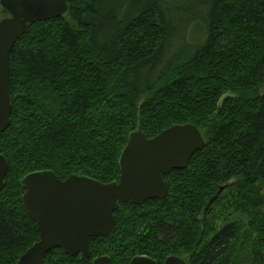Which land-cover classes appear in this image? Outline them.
<instances>
[{
  "label": "trees",
  "instance_id": "16d2710c",
  "mask_svg": "<svg viewBox=\"0 0 264 264\" xmlns=\"http://www.w3.org/2000/svg\"><path fill=\"white\" fill-rule=\"evenodd\" d=\"M179 1L70 0L65 14L29 24L17 40L13 109L0 132L9 162L0 264L17 263L40 238L23 204L26 174L119 180L131 131L151 138L187 122L206 145L165 176L166 198L120 204L89 258L55 248L44 264H93L105 254L111 264L137 254L159 264L169 255L264 264V0H183L185 10ZM8 15L0 3V19ZM189 22L202 23L198 36ZM252 210L247 227L231 219Z\"/></svg>",
  "mask_w": 264,
  "mask_h": 264
},
{
  "label": "water",
  "instance_id": "95a60500",
  "mask_svg": "<svg viewBox=\"0 0 264 264\" xmlns=\"http://www.w3.org/2000/svg\"><path fill=\"white\" fill-rule=\"evenodd\" d=\"M70 0H0L10 15L0 19V132L10 125L13 109L10 92V59L17 40L29 24L65 14ZM206 145L199 128L191 122L175 123L154 137L141 129L128 135L119 157V180L103 182L84 174L62 180L51 169L35 170L24 176L23 204L36 223L40 238L15 264H44L46 256L61 248L69 256H91V239L108 236L115 225L120 204L143 205L150 199L169 194L165 176L188 166L191 157ZM9 170L0 146V190ZM93 264H111L109 255H100ZM129 264H158L145 254ZM164 264H188L178 256Z\"/></svg>",
  "mask_w": 264,
  "mask_h": 264
},
{
  "label": "rangeland",
  "instance_id": "374dc122",
  "mask_svg": "<svg viewBox=\"0 0 264 264\" xmlns=\"http://www.w3.org/2000/svg\"><path fill=\"white\" fill-rule=\"evenodd\" d=\"M180 3H178L179 5H178V8L179 9H184L185 10V7H186V2H183V0H181V1H179ZM178 9V10H179ZM182 11V10H181ZM179 14H181V13H179ZM194 20H196V19H194ZM190 21H192L193 22V20H190ZM188 23L189 24V26H192V32H194L193 34H194V37L195 36H198L199 34H200V32H199V30L198 29H200V28H198L199 27V25H202V23H199L198 22V24L196 25V24H194V23ZM264 90V89H263ZM262 90V91H263ZM231 94H233L232 92H228V93H226L225 94V96L224 97H226V96H228V95H231ZM230 211H232V210H230ZM232 217H231V219H233V220H237V221H239L240 223H243V225L245 226V227H247L248 225H249V223H250V221H251V219H252V217H254L255 215H257V213H256V211H254V210H252L251 212H246V213H243L242 211H239V212H237L236 211V214H230ZM219 224H221V225H223L224 223H222V221L221 222H219ZM242 253L244 252V251H241ZM102 253H104V252H102ZM241 253V254H242ZM246 254V253H245Z\"/></svg>",
  "mask_w": 264,
  "mask_h": 264
},
{
  "label": "flooded vegetation",
  "instance_id": "af4514ba",
  "mask_svg": "<svg viewBox=\"0 0 264 264\" xmlns=\"http://www.w3.org/2000/svg\"><path fill=\"white\" fill-rule=\"evenodd\" d=\"M127 203H129V202H127ZM130 203H131V202H130ZM122 204H124V203H122ZM137 255H139V254H137ZM135 256H136V255H135ZM148 256H149V255H148ZM169 256H171V255H169ZM169 256H168V257H169ZM133 257H134V256H133ZM133 257H132V258H133ZM132 258H131V259H132ZM166 259H167V258H166ZM155 260H156V259H155ZM165 261H166V260H165ZM165 261L163 262V264L165 263ZM157 263L159 264L158 261H157Z\"/></svg>",
  "mask_w": 264,
  "mask_h": 264
}]
</instances>
